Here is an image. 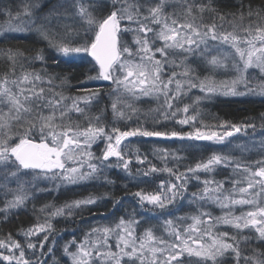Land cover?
<instances>
[{"label": "snow or ice", "instance_id": "6c2138e0", "mask_svg": "<svg viewBox=\"0 0 264 264\" xmlns=\"http://www.w3.org/2000/svg\"><path fill=\"white\" fill-rule=\"evenodd\" d=\"M176 5L180 11L168 12L169 0H59L50 14L58 21L74 22L61 25L59 31L45 24L37 25L34 10L40 7V0L26 4L23 16H13L11 9H3L7 27L0 26V37L9 32L35 31L57 54L52 58L55 66L75 54H90L99 68L98 75L90 79H103L115 86V99L109 105L111 112L137 126L106 129L101 116H89L86 112L91 105L100 103L98 91L65 96L56 91L66 83L60 74L44 69L27 71L23 63L17 73L18 62L28 61L29 57L18 49L0 50L10 64L8 72L0 75V213L23 209L35 193L50 190L38 187L40 182H51L54 189L101 178L112 184L114 181L105 173L113 167L124 170L129 179L137 182L158 172L167 173L170 178L161 180L154 193L141 190L132 194L141 209L148 206L149 212L164 213L166 218L160 228L143 227L148 220L137 219L133 209L127 214L128 219L120 217L114 227H94L79 243L74 237L66 243L63 253L71 264H191L192 258L196 264H226L229 259L232 264H264V249L249 247L254 241L264 244V157L242 164L228 155L212 153L181 172L182 157L176 152L156 149L164 165L157 168L146 154L137 151L136 161L149 167L147 171L138 170L134 176L129 168L133 157L121 147L132 137L209 141L226 146L237 133H246L249 128L255 132V124L228 122L216 126L223 131H202V127L208 126L198 119L196 106L202 102L201 97L191 104L185 103V98L193 88L200 89L205 98L217 92L242 95L237 91L238 85L264 96V79L250 87L246 75L249 69L264 73V3L255 8L241 0L236 12L223 15L213 7V0H176ZM129 33L131 45L123 39ZM224 48L231 51L236 78L220 85L207 77L200 80L195 69L189 67L188 57L199 56L212 69L226 68L229 55ZM43 51L36 50L31 59L45 63ZM176 57H182L179 64ZM169 65L181 71L165 72ZM122 97H156L162 103L150 122L141 123L132 119L137 109L122 102ZM178 115L182 118L176 120ZM76 116L83 118V123L73 119ZM261 119L264 120V114ZM169 120L192 130H157L165 128ZM260 127L264 129V123ZM97 141L104 142L99 156L90 150ZM259 143L264 152V138ZM240 147L247 149L246 145ZM113 159L115 164L111 163ZM170 160L173 167H168ZM221 166H230L241 179H200V173H211ZM190 177L202 185L189 194V203L197 206L198 214L175 216L172 211L166 212L184 198ZM225 183H230L231 189H225ZM12 184L14 188L10 187ZM96 203L97 198L90 196L60 207L45 205L40 209L45 213L44 222L22 233V238L36 237L38 243L22 244L12 233H6L0 239V264H48L49 258L55 260L51 247L45 252V243L54 230L50 221L72 216L74 211ZM120 204L121 200L114 199V205ZM208 204L226 209L225 214L214 217L200 210ZM236 206L249 210L235 215L232 209ZM219 225L231 226L238 236L217 231ZM137 228H143L141 235L136 234ZM245 230L254 235H244ZM26 252L31 253V258Z\"/></svg>", "mask_w": 264, "mask_h": 264}, {"label": "trees", "instance_id": "16d2710c", "mask_svg": "<svg viewBox=\"0 0 264 264\" xmlns=\"http://www.w3.org/2000/svg\"><path fill=\"white\" fill-rule=\"evenodd\" d=\"M174 1V0H173ZM59 0H41L40 7L34 10V17L37 18V25L45 24L48 27L60 30V26L64 24H73L72 20H56L54 15H51V9L53 5L58 4ZM87 2V0H86ZM244 3H251L255 8H259L264 0H243ZM35 3V0H0V26L7 27V16L3 12V9L9 8L12 11L13 16L16 13L23 14L24 6ZM241 0H213V7H216L220 14H226L230 12H236L240 7ZM166 11L172 12L180 11L179 7L175 3L170 2ZM98 14V13H97ZM47 19H44V18ZM207 22V17H206ZM15 23V21H13ZM219 23V21H218ZM35 27V26H34ZM227 27V25H226ZM129 33L123 37L128 40ZM8 48L18 49L24 52L25 56L29 57L28 61H20L17 64L16 71H21L20 63H23L27 71L41 72L42 69L51 74H60L62 78L66 79V83L63 88L57 87L56 91L63 92L65 96H78L86 95L92 92L100 93V103L93 104L86 110L89 116H101V123L107 128L119 127L125 130V125L129 127H136L137 125L131 123L129 120H120L113 115L110 110V101L112 100V93L115 86L110 82H92L98 75V67L89 55L78 54L70 58L61 59L59 66L53 64V57L57 54L49 48L46 42H44L35 31L29 32H15L14 34H6L0 37V50ZM43 49L46 62L31 59L36 55V50ZM177 64L179 61L177 60ZM189 67L195 69V75L201 80L207 77L221 78L220 71L212 69L210 65H206L205 62L200 63L195 60L190 63ZM10 68L9 61L5 59V56L0 52V75L7 73ZM179 67H172L171 65L166 67V70L173 71L178 70ZM59 85L60 81H55ZM198 89L192 90L190 96L185 98V103L191 104L194 98L198 95L194 94ZM203 94V92H202ZM202 102L196 106L198 119L202 121L203 125H207V128L202 127V131H223V128L216 127L217 125L225 122L231 124H255V132L251 128L246 133H237L234 138H231V142L226 146L217 145L221 148L217 151L219 154L228 155L236 160H239L242 164L251 163L255 160L261 159L260 153V140L264 138V129L260 127L264 120L261 119V114H264V96L258 94H244L238 97L217 95L213 100H204V95L199 96ZM122 101L127 104H132L137 109V113L132 116L133 120L139 119L141 123L146 120L151 121L156 115L157 110L160 108L162 101L153 100V102L142 100L137 103L129 100L127 97H122ZM83 106V105H81ZM103 111L101 112V110ZM127 114V109H124ZM191 114V113H190ZM181 116H177L175 119H181ZM83 123V118L73 117ZM166 123L165 128H158L161 131H191L192 128L188 125H178L173 120H169ZM201 127L200 124L196 125ZM130 141H125L121 147L125 153H130L133 157L132 163L129 165L132 175H138V170L147 171L149 165L139 164L135 155L137 151L147 155V160L151 161L157 168L163 167V162L160 159V154L156 152V149H167L171 152H176L182 159L180 160V171L185 170V166H194L197 162L206 160L213 153V149L216 145L214 142L209 141H179L173 139L163 138H140L132 137ZM246 145L247 149L240 147ZM104 147L103 141H97L96 144L90 149L96 156H99L101 150ZM223 149H226L224 151ZM143 158V156L141 157ZM112 164L116 161L113 159ZM168 167H173V162H168ZM214 177H204V173H200V179L216 180L220 182L224 179H229L237 173L233 172L230 166H221L213 170ZM109 179L114 181L112 184H107L103 179H97L94 181L81 182L78 185H71L68 187H61L54 189V185L51 182H40L38 187L43 189H50L49 191H43L34 194V199H31L27 206L20 210H14L8 213H0V239L5 238L6 233H12L13 237L20 240L22 244L27 242L38 243V238H22L23 231L29 227L36 225L37 223L44 222L45 213H41L40 209L45 205H54L55 207L63 206L67 202H71L77 199H85L88 197L97 198V203L84 207L82 209L74 211L72 216H63L53 218L50 222L53 225V231L49 235V240L45 243V252L49 247L55 255V260L49 258L48 264H71L69 258L63 253V246L71 241L73 237L76 242L79 243L85 238V234L94 227H114L120 217L128 219V215L135 209L136 218H139V213L152 214L158 216V218H165L164 213L159 210L148 211V206L143 209L138 207L136 198L132 195L137 191L143 190L146 193H154L157 190L161 180L169 181L167 173H155L146 177L144 182H137L128 178V173L124 170L113 167L105 173ZM197 180L189 178L187 193L184 194V198L180 200L175 208H169L165 211L174 212L175 216H187L186 209L183 207L185 199L190 197L191 192L198 191L194 186ZM10 187H15L14 184ZM11 198L10 196L8 197ZM114 199L121 200L120 205H114ZM3 206V197L0 196V207ZM177 208L180 211L176 212ZM176 212V213H175ZM179 213V214H178ZM231 235H237L235 229H232ZM156 234H159L158 232ZM247 236L254 235L252 232L245 230L243 233ZM43 234H40L39 239H42ZM239 238V237H238ZM110 243H113L111 240ZM245 248V245H241ZM249 247H258L264 249V244L258 241H254ZM73 250V249H70ZM113 250H115L113 248ZM249 254V253H245ZM26 256L31 258V253L26 252ZM196 264V263H192ZM226 264H232L231 259L226 261Z\"/></svg>", "mask_w": 264, "mask_h": 264}, {"label": "rangeland", "instance_id": "374dc122", "mask_svg": "<svg viewBox=\"0 0 264 264\" xmlns=\"http://www.w3.org/2000/svg\"><path fill=\"white\" fill-rule=\"evenodd\" d=\"M40 2H41V0H40ZM169 2L175 3L176 0H174V1L173 0H169ZM21 15L23 16V14H21ZM14 33L15 32H9L7 34H14ZM126 41L129 43V45H131V43H132V34L129 35V38ZM223 51L225 53H228V55H229V59L227 61H225V63L228 64V67H226V68H216V70L220 71V74L222 75L221 78H214V77L209 78L210 80L214 81L217 85H220L221 82H229V81L235 79L236 76H237V73L231 67V64H232L231 51L228 48H224ZM80 54H83V55L87 54V55H89L88 53H80ZM213 54H216V53H213ZM74 56H78V54H75ZM157 58H159V57H157ZM180 59H182V57H176V60H178L179 62H180ZM195 60H198L200 63L204 62V60H202L199 56H190V57H188V65H190V63L193 62V61H195ZM206 65H208V64H206ZM164 71L165 72H168L169 70H166V68H165ZM174 71L179 72V71H181V69L174 70ZM246 75L249 77V85H250V87H255L258 83L261 82L262 79H264V73H261L258 69H249V72ZM204 79H202V80H204ZM200 80H201V78H200ZM92 82H110V81H105L103 79H94V80H92ZM195 89H198V88H193V89H191V91L192 90H195ZM191 91L188 93V96H190ZM237 91L239 93H243L242 95H244V94H250L251 95L252 94V93L249 92L248 88L245 87L244 85H238L237 86ZM194 94H196L198 96H203L204 95V93L202 94V91L200 89H198ZM217 95L231 96V97L242 96V95H236V96L224 95V94H222L220 92H217L214 95H211V96H208V97L204 98V100H213V98L216 97ZM204 97H205V95H204ZM113 99H115V96L112 97V100ZM128 99L129 100H132L130 98H128ZM142 100H146V101L153 102V100H160V99H158L156 97H139V99L132 100V101L135 102V103H137L138 101H142ZM122 102H124V101H122ZM126 141L127 142L130 141V139L128 138ZM213 146H215L214 149H213L214 150L213 153H217V151H220L221 150V148L218 147L217 144L216 145H213ZM258 147L260 148V145L259 144H258ZM223 150L226 151V149H223ZM260 152H262L261 151V148H260ZM260 154L262 156H264V152H262ZM204 174H205L204 177H207V178L208 177H214V172L204 173ZM232 179L239 180V179H241V177L239 175H235V176L231 177L230 179L228 177L227 179H224V180H222L220 182L230 181ZM196 182L197 183H196V185L194 187L198 190V189H200L202 187V185L200 184L199 181H196ZM231 187H232V185L230 183H225L224 184V188L225 189H231ZM237 198H239V197H237ZM190 199H191V197H187L185 199L184 204H183V207L186 209V212L188 211L187 212L188 213L187 216L198 214L197 213V206H195L193 204H190L189 203ZM200 210L201 211H205V212H210L214 217L222 216V215L225 214V211H226V209H223L219 205H216V204H208V205H205L202 208H200ZM248 210L249 209L246 208L245 206H236V207H234L232 209V212L235 215H240L242 212H245V211H248ZM178 211H180L179 208H177L176 212H178ZM139 215L140 216H139L138 219H140L142 222H143V219H147L148 220V224L143 225V227H149V226H151L154 229H157V228H160L161 225H162L163 218H158V216H154V213H152V214H150V213L149 214H145V213H142L141 214V213H139ZM188 222L190 223V221H188ZM232 229L233 228L231 226H228V225H219L216 228L217 231H219V232H228L229 235H231L233 233ZM142 231H143V228H137L136 229V234L137 235H141L142 234ZM158 233L159 234H157V235H161L162 234L161 232H158ZM165 238H167V237H165ZM192 263H196V259L195 258H192L191 264Z\"/></svg>", "mask_w": 264, "mask_h": 264}]
</instances>
